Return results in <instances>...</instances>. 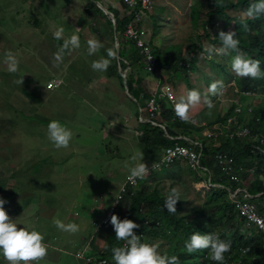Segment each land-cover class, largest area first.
I'll list each match as a JSON object with an SVG mask.
<instances>
[{
  "label": "rangeland",
  "instance_id": "374dc122",
  "mask_svg": "<svg viewBox=\"0 0 264 264\" xmlns=\"http://www.w3.org/2000/svg\"><path fill=\"white\" fill-rule=\"evenodd\" d=\"M98 1L104 5L101 0ZM194 1L206 5V0H153L154 5L161 9L158 11L157 7L155 10L158 12L155 17L157 31L152 43L164 52L174 49L175 54L178 50H183L184 54L188 50H196L194 61L187 67V78H184L181 69H170L174 70L171 90L175 93L177 88L178 97L186 96L193 89L203 97L210 83L223 81V95L209 97L214 104L211 115L207 114L209 110L203 103L191 109V118L197 122L211 120L213 114L218 113L220 104L224 109L230 107L231 98L236 99L237 94L231 89L232 83L224 79L226 74H235L231 70V58L219 55V59L214 60L212 52L206 50L212 48V44L202 37L207 23L200 21L198 24L197 20L195 25L192 23L190 26ZM85 2L0 0V100L9 104V109L0 113L2 117L7 112L5 117L0 118V183L3 184L0 197L7 201L5 210L18 227L35 229L44 236L48 255L39 264H82L81 255L78 257L76 253L83 251L81 245H85V249L91 247L92 234L89 233H93L97 221L104 222L109 206L128 181V168L134 164L132 157L137 152L141 153L137 142L139 129L120 125L113 130L107 128V120H103V116L106 118L109 114L101 113L102 107L90 95L95 93L103 103L104 97H113L109 94L111 86L106 87L102 77L106 70L94 71L91 65L93 61L104 58L102 49H108L110 45L109 49L114 50V46L112 49L111 41L104 36L105 22L99 19L101 16L82 12ZM166 5L169 6L168 10H165ZM215 20L219 22H210L207 26L211 37L218 36L223 30L221 20ZM79 21L81 24H78ZM165 25L168 27L166 35L162 34ZM61 26L64 28V38L72 34L79 36L80 47L66 51L62 60L57 62L55 55L63 39H55L54 42L53 31ZM89 39L104 43L99 49L101 53L98 50L94 55L88 54ZM117 40L114 39L113 45ZM219 46L213 45L215 48ZM200 47L205 49L199 51ZM8 52L19 60L16 73L7 70L5 60ZM220 60L226 63V68L219 66ZM94 72H101V75ZM153 74L146 75L152 77ZM15 75L23 76L22 85L15 83L20 79ZM57 77L62 78L63 87L47 91V80ZM95 77L101 85L93 92L90 88L98 86ZM23 87H26L28 95L21 91ZM86 88L91 90L90 93L86 92ZM245 100L244 115L247 113L248 99ZM255 102L253 106H256ZM225 112L221 114L222 119L217 121L220 124L225 122ZM52 120H58L72 131L68 148L56 149L49 141L47 125ZM136 121L139 122V119L136 118ZM142 162L149 168L147 178L151 177L152 171H156L152 170L154 161L143 155ZM256 164L251 165L254 171ZM193 177V174H184L179 182L149 179L147 186L148 190L158 187L163 192L171 187L178 188L180 198L185 199L181 203V212L188 214L200 206L208 191L205 182L195 183ZM134 179L135 183L127 184L136 189L140 179ZM225 193L222 191L223 196ZM54 219L76 223L80 230L75 234L63 232L55 227ZM82 237L85 238L78 243ZM244 260L245 252H240L225 264H244Z\"/></svg>",
  "mask_w": 264,
  "mask_h": 264
},
{
  "label": "trees",
  "instance_id": "16d2710c",
  "mask_svg": "<svg viewBox=\"0 0 264 264\" xmlns=\"http://www.w3.org/2000/svg\"><path fill=\"white\" fill-rule=\"evenodd\" d=\"M84 3L83 11L86 14L96 16L99 14L105 22V33L107 41L110 40L113 49V35L116 33L120 35L123 33L125 27L132 23L137 17L138 21L135 23V27L143 32L149 28L150 39L147 42L152 46V53L155 57V71H148L153 74L157 70H170L181 69L184 74V78L188 77L187 66L194 61L196 50H188L186 54H182L180 50L171 52H164L160 47L152 44L150 41L154 38L157 31L156 14H147L146 8L140 4L133 8H128L123 3V15L120 16L116 10L112 7H108L110 11L115 14V30L109 17L96 6L94 0H86ZM254 0H206V5L200 2L195 3L191 7V20L193 25L198 20L203 24L207 23L204 31L203 38L206 37L208 42L212 45H220L218 36L211 37L208 33L207 26L210 22L215 23L216 18H221L224 21L223 31H235L237 38L240 39V50L246 56L260 61L261 70L264 71V16L259 19H248L245 16L246 9L253 3ZM207 8V9H205ZM194 9V10H193ZM205 9V10H204ZM144 14H147L144 16ZM147 22V23H146ZM195 22V23H194ZM247 23L248 31H244L240 24ZM146 27V28H145ZM115 31V32H114ZM54 39V38H53ZM125 42L119 41V57L120 59L110 60L107 67V73L114 75L122 82V76L118 68H126L127 64L121 59L124 57L130 70L127 71L125 78V85L128 92L137 100L146 99L148 95L142 91L139 86L135 85V77L139 75V71L142 64V56L139 54L138 49L135 47L133 41L125 40ZM55 42V39L53 40ZM60 44H63V40ZM180 45V44H178ZM213 48V47H212ZM203 49L199 48V51ZM115 50V48H114ZM127 53V54H126ZM213 59L217 58L220 54L215 52L211 53ZM235 53L227 55L229 58L234 56ZM216 56V57H214ZM169 57V59H168ZM135 64H139L140 67ZM219 66L226 68V63L223 60L219 61ZM0 75H2L0 73ZM231 80L235 83L236 87L240 90H253L256 87L264 85V79H252L242 78L235 74H227ZM14 76V75H13ZM18 78L19 75H15ZM24 83V80H23ZM26 87L21 88L25 94H29ZM264 89V87H262ZM138 89V90H137ZM6 103V102H5ZM0 100V113L2 110H7L9 104H5ZM159 123L164 126H155L151 123H145L144 128L138 136V143L141 148V153L147 156L152 161L157 159L160 155V151L175 141L187 144L186 139L173 140L171 137L183 136L198 141L203 145V152L201 158L207 170L212 173L210 181L212 183H221L231 188L236 186L233 180H230L228 176L220 171V168L215 165V155L218 152L226 151L234 157L236 163L248 168L254 162H256V171L252 173L242 172L239 176L242 178L241 184L247 188L251 194L261 192L264 194V154H254L251 152L250 143L251 139L255 137L257 141L264 138V103L253 107L252 113L241 112L236 115L239 123L242 127H246L249 133L245 136H236L233 139H225L221 137V143L219 147L212 145L213 138L202 135V132L207 128H211L214 122L209 121L207 126L200 125L195 122H184L174 118V112L171 107H168L164 100L159 99ZM7 113V112H6ZM6 113L2 117H5ZM143 115L145 111L143 109ZM233 113L232 108H228L223 114V118ZM0 116V118H2ZM216 121L221 120L218 116ZM11 120V119H9ZM48 121V120H45ZM167 134V135H166ZM207 151V155L205 152ZM202 156H205L203 158ZM184 174H193L195 181H202V177L192 171L188 165L183 164L179 160L173 162L168 168L158 169L152 171V176L138 181V187L131 190L128 186L126 191L122 193L119 200L116 201L111 209V213L104 222L97 221L93 233L90 235V244L94 248L90 254L86 257L96 259H106L109 264H115L112 259V248L114 246H121L123 242L117 241L115 238V232L110 218L113 214H116L120 219L128 218L135 221L140 225L138 229H135V233L141 237L142 242L154 243L159 246L161 254L177 255L180 260V264H220V262L213 261L210 258V254L206 255L205 250L198 251L194 254H188L184 245L194 232L201 234L216 233L221 239L231 241L230 252L225 253V260L223 264L228 260H233L239 254L241 249L245 251L244 264H264V234L253 227L244 228V218L240 217L234 210L233 206L227 199V190L212 187L206 192V197L198 208H193L188 214L182 213V205L184 198L176 203L177 213L173 214L164 208V199L167 196L170 188L167 191H161L158 187H154L148 190L147 181L150 179H168L179 182ZM3 184L0 183V188ZM222 191L225 193L223 196ZM3 198V197H2ZM103 245H101V243ZM83 260H85L83 258ZM112 260V261H111ZM0 264H5V261L0 257ZM84 264H88L85 262Z\"/></svg>",
  "mask_w": 264,
  "mask_h": 264
},
{
  "label": "clouds",
  "instance_id": "9594fccd",
  "mask_svg": "<svg viewBox=\"0 0 264 264\" xmlns=\"http://www.w3.org/2000/svg\"><path fill=\"white\" fill-rule=\"evenodd\" d=\"M151 1H152L151 3L152 5L153 0ZM245 16L248 19H252V20L259 19L261 16H264V0H254V2L251 3L246 9ZM218 20H221V18H218ZM221 23L223 26L224 21L221 20ZM240 26L244 31L249 30L247 23H241ZM115 34H114V39L117 40L116 37L117 34L116 36ZM120 35L123 39L128 40L124 38L122 34ZM53 37L54 39L57 40L63 39V44L60 46L58 53L55 55V60L57 62H60L62 60V56L66 51H71L80 47L79 36L77 34H72L70 37L64 38V28L62 26L55 28V30L53 31ZM218 38L220 41L219 48H215L212 45L213 48L209 47L206 50H208L209 52H215L220 55H230L231 53H235V55L231 57L230 66L232 72L235 73L236 76L242 78L250 77L252 79H264V71L261 70L260 61L258 59L250 58L246 56V54L241 52L240 39L237 38L235 31L230 30L225 32L221 30L219 32ZM116 42L119 44V40H117ZM87 45H88L89 55H94L96 52H98V50L101 47H103L102 43L96 39H89L87 41ZM107 55L109 58L114 59L117 53L114 50H108ZM5 63L7 64V70L10 73H16L18 71L19 60L11 52L6 53ZM109 63H110L109 59H101V60L93 61L91 67L94 71H105L109 66ZM186 65L187 67H190V64H186ZM155 68L153 71L156 70ZM121 72H123L122 74L124 76L126 74L125 68H123ZM52 79L58 80L59 84L54 86L53 88H47L45 84V88L47 91L59 88L60 84L62 83V81L58 78H52ZM49 80L51 79H48L47 82ZM15 83L22 85L23 76L20 79L16 80ZM230 83H232L231 89L233 90V92L237 94V98L234 100V103L232 102L230 107L232 108L233 113L235 112L234 109L237 105H240L241 108L240 112L238 113L235 112V116L243 112V107H244L243 101L245 99L246 100L248 99L247 113H252L253 107L258 106L261 103H264V89L262 88L264 87V85L261 87H256L253 90H240L236 87L235 83L232 80ZM223 92H224L223 81H213L212 83H210L207 88V94L204 95L203 97L201 96V93L198 90L195 89L190 90L187 92L186 96L182 95L178 99V101L174 104V112L176 116L180 118L182 121L194 122L190 115L191 109L203 103L209 110L207 114L211 115V110L214 108V104L209 97L222 96ZM244 92H248V95L243 94ZM258 98L261 99L255 102L256 99ZM253 102L256 103V106H253ZM230 107L227 106V108L224 109V111H227V109ZM144 111H145V115H143L142 113L143 117L146 116V110L144 109ZM207 124L208 123L204 122V124H200V125L207 126ZM212 127L209 129H212ZM47 137L56 149L68 148L72 140L73 133L69 128L62 125L58 120H52L47 125ZM169 137L172 138L173 140L175 138L171 136ZM249 140L252 141L250 143L251 152H253L254 154H264V138L257 141V139L253 137L251 139H248V141ZM255 145H259L263 149V151L254 152L253 147ZM201 155H200L201 163L203 168L205 169L206 167L203 163ZM142 158H143V153H138L137 155L132 157L134 164L132 166H129L128 168L130 178H137L141 180L147 178L149 174V168L145 162H142ZM158 158L155 159L154 162L158 160ZM182 163L185 164L184 162ZM236 166H242V165L236 163ZM156 167L158 166L155 163H153L152 170H158L155 169ZM248 168H253L255 170V168L252 166ZM204 169H200L199 171L193 169L191 170L197 173V175H199L200 173H203L202 171ZM209 173L211 178V172ZM237 173L240 175L242 172H237ZM217 183L221 184L219 182ZM124 185H126L127 187L129 186L127 182L124 183ZM129 187L131 188L132 191H134V188L132 186ZM256 194H259L256 198V201L259 203L258 197L262 195V193L259 192ZM119 199L120 198H117V200ZM178 200H180L179 189L176 187H171L167 196L164 199L163 206L164 208L167 209L168 212L175 214L177 213L176 203ZM6 203L7 201L4 198L0 197V257H2L4 261L7 262V264H39V262L43 261L48 255V246L44 242L45 240L44 236L35 229L30 230L27 227H18V225L15 222H13V219L10 218L8 212L5 210L4 205ZM115 203H116V199L111 207H113ZM258 206L260 211L263 212L264 210L261 208V205L259 204ZM109 211L110 209L107 211L106 217ZM53 223L57 229L70 234H75L80 230L79 225L76 223H72V222L64 223L60 219H54ZM110 223L113 226L116 240L123 242L121 246H114L112 248V259L115 262V264H180V260L177 255H168L166 253L161 254L160 251L158 250L159 246L157 244L142 242L141 237L137 235L134 231L135 229H138L140 227V225L137 224L135 221L128 218L120 219L116 214H113L110 218ZM244 223L245 225H247V227H253L258 229L256 226L252 224H247L245 222V219H244ZM184 247L188 254H194L201 250H208L209 252L205 251L206 255L210 254V258L213 261L220 262V264H223L225 260L224 254L230 252L231 250V241L230 240L226 241L224 239H221L220 236L216 233L201 234L199 232H194L190 236V238L185 242ZM262 247L264 248V246ZM243 250L244 249H241L242 253ZM84 262L86 261L84 260Z\"/></svg>",
  "mask_w": 264,
  "mask_h": 264
},
{
  "label": "built area",
  "instance_id": "2783aa9c",
  "mask_svg": "<svg viewBox=\"0 0 264 264\" xmlns=\"http://www.w3.org/2000/svg\"><path fill=\"white\" fill-rule=\"evenodd\" d=\"M123 3L127 5L128 8H133L136 5L140 4L146 9L151 7V0H122ZM138 17L132 22L129 23L122 35L124 38L134 42L136 48L139 51V54L142 56V60L145 64V68L148 71H153L155 68V57L151 51V45L145 40L142 35L143 32L135 27ZM59 81L56 79H51L46 83L47 88H53L58 85ZM243 94L248 95V92ZM163 99L164 103L168 107H171L174 112V104L176 103L175 93L167 86H163L159 92L156 94H150L145 100V109L146 116H140L139 122L141 123H151L155 126H162L159 119V99ZM232 102L235 99L231 98ZM240 105H237L234 109L235 112H240ZM235 112L225 118V122L220 124L219 122L215 123L212 129H205L202 132L203 136L212 137L213 145L220 146L221 137L229 136L230 139H233L236 136H245L248 133V128L242 127L238 122ZM174 118H178L174 112ZM186 139L187 144L180 143L175 141L173 144L166 146L162 149L160 157L154 163L158 166L155 169L168 168L176 160L184 162L189 168L199 171L204 169L201 163L200 155L203 150L202 143L198 141H193L188 137L176 136L174 140ZM217 143V144H214ZM254 152H262L263 149L259 145L253 147ZM215 165L220 168V171L229 177L230 180H233L236 183V186L231 188L222 184L212 183L210 180L205 184V187L210 189L212 187L222 188L227 190V198L230 204L233 206L234 210L238 213L239 216H242L245 219L247 224H252L260 229L264 233V211L261 212L259 209V203L256 201V198L259 194L253 195L248 192V190L241 184L242 178L237 172H254L253 168H244L242 166H236L234 158L226 152H218L215 155ZM127 183H135L134 178H128ZM130 186V185H129ZM133 187V186H132ZM127 186L123 184V187L120 189L117 198H120L122 193L126 191ZM134 188V187H133ZM117 201V199H116ZM111 209L107 214L109 217ZM105 218V220H106ZM264 246V245H263ZM244 252V250H243ZM88 264H109L106 259H95L90 257L84 258ZM112 261V260H111ZM111 264V262H110Z\"/></svg>",
  "mask_w": 264,
  "mask_h": 264
},
{
  "label": "crops",
  "instance_id": "0c3cea01",
  "mask_svg": "<svg viewBox=\"0 0 264 264\" xmlns=\"http://www.w3.org/2000/svg\"><path fill=\"white\" fill-rule=\"evenodd\" d=\"M101 1L104 3L106 8L112 7L114 10L117 11V13L120 14V16L123 15L122 0H101ZM83 2H85V0H83ZM157 7H158V11H160L161 7L158 6L157 4L154 5V3H153L152 4V8L151 9H147V11H145V12L147 14H156L157 15L158 12L155 11L157 9ZM168 7L166 5L165 10H168ZM153 8H154V10H152ZM82 12H83V9H82ZM147 14H144V16H146ZM168 20H170L169 17H168ZM80 21L82 22V20H80ZM80 21H79L78 24H81ZM189 22H190V26H191L192 23H193L192 20H191V17H190ZM166 28H168V27L165 25V27H163L162 34L166 35L168 33V30ZM149 31H150L149 28H147V31L144 30V37L147 40L150 39L149 38L150 37V32ZM146 33H147V36L145 35ZM116 37L119 38L118 40L120 42H125L123 40V38L121 37V35H117ZM113 39H114V35H113ZM153 39H152V41H150L151 43L153 42ZM102 45H104V43H102ZM109 47H110V45H108V49H102L103 50L102 54L104 56V58L102 57V59L113 60L112 58H109L108 55H107L108 50H110ZM203 49H205V48H203ZM99 52L101 53V50H99ZM115 52H116V50H115ZM181 53L182 54L184 53L183 50H181ZM115 59L118 60V59H120V57L117 58V56H116ZM121 59L127 64L126 68H127V71H129L130 68H129V64H128L127 60L124 57H121ZM142 64L143 65H141L142 68H140L139 75H137L135 77V85L139 86L144 93H146L148 96L150 94H156L157 92L160 91V89L163 86H167L170 89H172L170 83L172 82V76L174 74V70H163V69L162 70H158V71H156V73L153 74L152 77H149V76L146 75L148 73V71L145 69V64H144L143 61H142ZM137 65L140 67L139 64H135V67ZM118 69H119V71L121 73V76H122V79H123L122 82L116 76L108 74L107 70L105 72V73H107V75L105 73H102L103 80L106 81V85H107L106 87H108V85H110L111 88H112L110 93H109V94H111L113 96L112 98L111 97H108V98L104 97L103 98L104 103H103L95 93H90L91 90L93 92H95L98 89V87L101 85L100 80L98 78H96V77H95V80L97 81L98 86L96 88H90L89 87L91 89L90 91H89V89L86 88V92L90 93V95L92 96L93 100L99 106L102 107V109L100 111L101 113L104 112V113H108L109 114V116H107L106 118H105V116H103V120H105V119L107 120V128L113 130L116 127H119V125L120 126H124V127H128V128H131V126H132V127L136 128V129H139V131L141 133L143 128H144V124L143 123L141 124V122L136 121V118L139 119V117L142 116L143 109H145V100L146 99L137 100L135 97H133L131 95L130 92H128L127 86L125 85V78H126L127 72L123 76V74H122L123 72H121L122 68H118ZM93 74L101 75V72H94ZM57 78L62 81V83L60 84V87H63L62 85H64V82H63L62 78L61 77L60 78L57 77ZM224 79H226L228 81L227 83L231 82V78H230L229 75H226L224 77ZM124 88L126 90V93L124 92ZM204 88L206 90V87H204ZM177 93H178L177 92V88H175V94L178 97ZM178 98H180V96ZM217 109H218V113L216 115L213 114V117L211 118V120H212V122H214V124L217 122L216 118L220 114L223 113L224 107H222V105L220 104V105H218ZM82 115H85V113H83ZM190 115L193 117L192 112H190ZM211 120H207V121L201 120V121H197V122L194 121V122L198 123V124H204V122L208 123ZM102 126L104 127L105 125L102 124ZM137 142H138V140H137ZM214 144H217V143H214ZM212 145H213V143H212ZM137 153H140V152H137ZM202 172L203 173L199 174V176L202 177V181H195L194 179H193V181L195 183L201 182V184L205 182L204 183V186H205V184L208 182V180H210V173H209V171L206 168ZM211 175H212V173H211ZM258 201H259V204L261 205V208L264 210V194L260 195L258 197ZM112 204L109 206L108 210L111 208ZM244 228H247V225H245ZM84 238L85 237H82V239H80L78 241V243H80V241H82ZM81 246H82L83 251L82 252H77L76 254H78V257L81 255V259L83 260V258H85L87 254H90V252L93 251L94 248L92 247V245H91V247L89 249H87V248L85 249V245H81ZM84 263L85 262L83 260L82 264H84Z\"/></svg>",
  "mask_w": 264,
  "mask_h": 264
},
{
  "label": "water",
  "instance_id": "95a60500",
  "mask_svg": "<svg viewBox=\"0 0 264 264\" xmlns=\"http://www.w3.org/2000/svg\"><path fill=\"white\" fill-rule=\"evenodd\" d=\"M94 2L97 5V7H99L109 17V19L111 20V22L113 24V28L115 30V24H116V22H115V14L113 12H111L108 8H106L105 5H103L100 1L94 0ZM115 36H116V34H115ZM115 48H116L115 50H116V53H117L116 56L118 58L119 57V44L117 42L115 44Z\"/></svg>",
  "mask_w": 264,
  "mask_h": 264
}]
</instances>
